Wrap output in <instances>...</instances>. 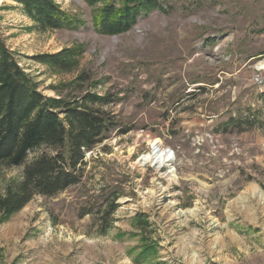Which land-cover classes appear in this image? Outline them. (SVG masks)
<instances>
[{"label":"rangeland","instance_id":"obj_1","mask_svg":"<svg viewBox=\"0 0 264 264\" xmlns=\"http://www.w3.org/2000/svg\"><path fill=\"white\" fill-rule=\"evenodd\" d=\"M52 1L79 26L0 0V37L44 97H107L112 124L79 184L0 216V264H264V0H157L114 36L97 6ZM68 48L70 72L37 59ZM156 141L163 165L141 160ZM22 171L0 165V196Z\"/></svg>","mask_w":264,"mask_h":264},{"label":"trees","instance_id":"obj_2","mask_svg":"<svg viewBox=\"0 0 264 264\" xmlns=\"http://www.w3.org/2000/svg\"><path fill=\"white\" fill-rule=\"evenodd\" d=\"M9 1L21 6L41 30H71L80 24L52 0ZM86 1L97 6L94 29L108 36L125 33L140 16L161 10L157 0ZM80 54V49L68 48L37 59L70 72ZM107 102V97L95 94H86L77 102L44 97L0 37V165L23 166L21 181L0 196L2 220L21 210L33 196L51 198L81 182L85 154L102 141L112 124L101 110ZM42 148L40 155L27 162L31 152ZM110 208L112 213L116 206Z\"/></svg>","mask_w":264,"mask_h":264},{"label":"bare ground","instance_id":"obj_3","mask_svg":"<svg viewBox=\"0 0 264 264\" xmlns=\"http://www.w3.org/2000/svg\"><path fill=\"white\" fill-rule=\"evenodd\" d=\"M158 141L152 144L151 148V153L148 155L143 156L141 160L143 162H150L152 164H164L166 162V159H170V155L168 152H165L161 150L156 144ZM140 161V160H139ZM141 162V161H140Z\"/></svg>","mask_w":264,"mask_h":264},{"label":"built area","instance_id":"obj_4","mask_svg":"<svg viewBox=\"0 0 264 264\" xmlns=\"http://www.w3.org/2000/svg\"><path fill=\"white\" fill-rule=\"evenodd\" d=\"M252 83L260 89L264 88V76L261 73H255L252 77Z\"/></svg>","mask_w":264,"mask_h":264}]
</instances>
